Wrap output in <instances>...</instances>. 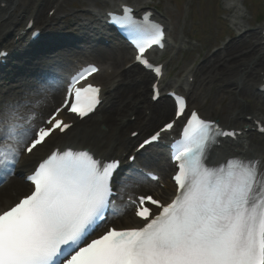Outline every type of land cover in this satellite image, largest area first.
Returning a JSON list of instances; mask_svg holds the SVG:
<instances>
[{"label":"snow or ice","instance_id":"snow-or-ice-1","mask_svg":"<svg viewBox=\"0 0 264 264\" xmlns=\"http://www.w3.org/2000/svg\"><path fill=\"white\" fill-rule=\"evenodd\" d=\"M132 13L123 6V15H108L134 45L135 60L152 69L145 53L161 43L164 31L150 13L140 19ZM96 71L90 65L71 77L61 106L44 122L46 127L33 133L25 152L31 154L55 133L72 127L57 118L60 112L83 118L95 110L101 89L78 84ZM154 71L159 74L161 69ZM152 90V99L157 100L159 85L153 84ZM170 95L175 119L137 148L139 152L158 141L177 119L186 118L181 139L171 146L176 170L170 202L151 194L130 196L127 204L134 210L136 225L110 226L89 239L109 213L120 214L112 200L120 161L97 159L86 149L52 151L26 177L30 190L0 211V264H264V161L229 158L217 167L207 166L217 138H235L237 131L201 118L195 109L189 112L185 97ZM8 115L15 117L14 112ZM20 127L12 123L8 135L22 137ZM18 155L16 149H0L5 173L13 171ZM122 175L121 191L131 186L126 181L159 179L135 168Z\"/></svg>","mask_w":264,"mask_h":264},{"label":"bare ground","instance_id":"bare-ground-1","mask_svg":"<svg viewBox=\"0 0 264 264\" xmlns=\"http://www.w3.org/2000/svg\"><path fill=\"white\" fill-rule=\"evenodd\" d=\"M50 1L54 0L10 2L9 9L0 13V46L6 44L9 41L6 38L18 30L19 25L12 23L15 19L20 21L26 16L33 15L34 22L38 26L44 25L45 30L51 33L55 31L54 28L59 24V19H77L76 11L65 7L66 0H62L58 7L56 6L53 16L47 20L46 8ZM59 11L62 15L64 14L63 17ZM233 25L237 30L244 28L243 32H239L228 40L223 48L211 54H205L188 70L185 81L178 79L176 84L187 90L191 105L201 107L208 115H211L216 105L220 104L217 114L225 123H246L245 113L256 115L264 120L262 95L254 86L255 83L252 86L248 83L257 81L259 71L264 70V48L259 42H254L255 31L247 33L248 29L236 21ZM72 41L73 44L79 43L82 48L64 47L66 44L64 38H59L56 42L47 45L39 44L36 50L19 56L18 64L5 72H0V80L3 74V79L9 82L6 89L0 86V96H3V100L9 99L7 104H0V117L19 124L21 126L19 131L23 134L22 137H10L5 129L0 132V139L6 138L11 141L9 144L18 145L31 135V125L40 117L31 110V107L40 110L42 114L47 111L51 102L45 97V92H49L53 99L57 100L64 73L84 58H99V61L106 63L107 67H112L111 74H106L107 68H104L103 72L95 77L96 81L104 84L103 95L106 101L95 116L81 120L65 136L41 147L25 159H16L11 173H5L4 168L0 167V173L11 180L8 183H0V207L7 205L15 195L25 194L24 191L28 188V184L24 181L25 175L42 152L59 141L83 145L96 150L101 156H113L117 152L121 154L122 151L129 150V146L136 139L156 128L167 118L172 109V102L168 96L162 95L155 102L149 99L150 90L147 84L149 79H152L150 72L141 71L134 74L133 68L122 69L129 53L128 46L123 42L110 40L108 45H103L95 40V36H83ZM189 75L195 78L192 83L187 82ZM162 82L164 85L170 83L167 80ZM200 88H202L201 91ZM144 104H147L146 109L149 110L147 113L143 109ZM9 112H14L15 117H10ZM132 115L133 118H131ZM123 117L127 119L124 120ZM134 129L138 130V134L130 137L129 133ZM245 144L249 147L254 145L259 151L263 150L260 155H264V134L262 137L250 138ZM163 150L164 148L160 145L149 146L147 150L143 149L137 155L136 161L145 169H156L162 177H165L171 164ZM122 180L123 178L114 180L115 188L119 191V198H123L124 193L128 192L133 196L137 193L157 191L156 183L146 179L141 182L126 181L125 183L131 186L124 187L121 191ZM169 188L168 186L161 193L168 192ZM122 198L119 201L120 210L126 211L121 217V226L135 225L137 221L130 213H127L129 206Z\"/></svg>","mask_w":264,"mask_h":264},{"label":"rangeland","instance_id":"rangeland-1","mask_svg":"<svg viewBox=\"0 0 264 264\" xmlns=\"http://www.w3.org/2000/svg\"><path fill=\"white\" fill-rule=\"evenodd\" d=\"M102 1L110 0H68L64 6L76 11L77 17L87 18L89 15L79 8L85 5L93 6ZM244 1L248 10L244 20L249 22L250 26L256 27L258 24L254 21L259 20L264 11V0ZM155 3H159L162 13L170 16V32L173 37L187 40L191 48L195 47L193 52L179 50L174 54L168 64L170 75L176 73L175 68L181 69L196 58L203 46H210L209 50H212L217 44L226 41L225 15L216 0H155ZM59 14L62 15L61 12ZM219 107L220 104H217L211 115L218 116Z\"/></svg>","mask_w":264,"mask_h":264}]
</instances>
